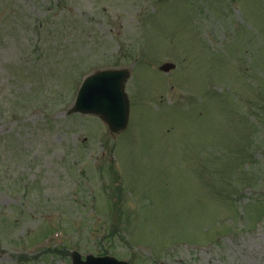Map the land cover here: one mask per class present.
<instances>
[{"label": "rangeland", "instance_id": "obj_1", "mask_svg": "<svg viewBox=\"0 0 264 264\" xmlns=\"http://www.w3.org/2000/svg\"><path fill=\"white\" fill-rule=\"evenodd\" d=\"M109 68L120 133L69 112ZM73 251L264 264V0H0V264Z\"/></svg>", "mask_w": 264, "mask_h": 264}, {"label": "water", "instance_id": "obj_2", "mask_svg": "<svg viewBox=\"0 0 264 264\" xmlns=\"http://www.w3.org/2000/svg\"><path fill=\"white\" fill-rule=\"evenodd\" d=\"M173 67L166 64L161 69L169 71ZM128 77L130 72L127 69L102 70L90 75L84 79L70 112L98 115L111 132L123 131L128 126L130 115V101L125 91ZM81 258L79 253L74 252L73 264H128L108 256Z\"/></svg>", "mask_w": 264, "mask_h": 264}]
</instances>
